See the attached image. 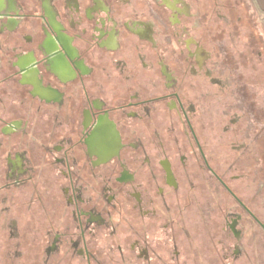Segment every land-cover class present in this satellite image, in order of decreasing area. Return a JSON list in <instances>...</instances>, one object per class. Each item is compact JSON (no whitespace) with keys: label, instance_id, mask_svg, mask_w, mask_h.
Here are the masks:
<instances>
[{"label":"flooded vegetation","instance_id":"obj_1","mask_svg":"<svg viewBox=\"0 0 264 264\" xmlns=\"http://www.w3.org/2000/svg\"><path fill=\"white\" fill-rule=\"evenodd\" d=\"M238 2L0 0V264L264 257Z\"/></svg>","mask_w":264,"mask_h":264},{"label":"rangeland","instance_id":"obj_2","mask_svg":"<svg viewBox=\"0 0 264 264\" xmlns=\"http://www.w3.org/2000/svg\"><path fill=\"white\" fill-rule=\"evenodd\" d=\"M248 5H246V0H239L238 2L242 17L239 23H234L237 30V33H233L236 39L235 47L240 52V55L237 56L235 67L241 80L246 82L249 89L253 92L257 109L260 112V126H264V34L260 29L261 22L258 23L257 27H254V22L249 21L252 19L249 18ZM251 39V43H248ZM224 43L229 52V50H231V44L228 38L224 39ZM233 49L235 50V48ZM261 200L264 201V198L261 197ZM260 212L262 216H264V210H260ZM247 250H249V247H247ZM263 259L264 257L262 255V258L257 262L249 263L247 260H240L239 262L231 264H264V261H262Z\"/></svg>","mask_w":264,"mask_h":264},{"label":"crops","instance_id":"obj_3","mask_svg":"<svg viewBox=\"0 0 264 264\" xmlns=\"http://www.w3.org/2000/svg\"><path fill=\"white\" fill-rule=\"evenodd\" d=\"M246 5L249 6L248 8L249 13L248 12L247 13L250 14L249 18L252 19L249 21L254 22L253 23L254 27H257L258 23L261 22L260 29L263 31V34H264V0H246ZM258 36H257V39H258Z\"/></svg>","mask_w":264,"mask_h":264}]
</instances>
